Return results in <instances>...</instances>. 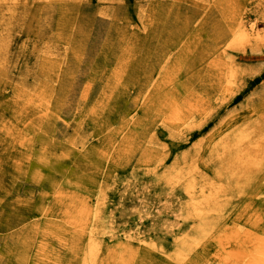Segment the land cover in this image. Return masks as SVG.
Instances as JSON below:
<instances>
[{
  "label": "bare ground",
  "instance_id": "1",
  "mask_svg": "<svg viewBox=\"0 0 264 264\" xmlns=\"http://www.w3.org/2000/svg\"><path fill=\"white\" fill-rule=\"evenodd\" d=\"M116 17L103 12L87 17L86 26L80 22L70 32L75 33L67 39L73 48L70 55L40 54L34 67L18 61L12 66L9 50H0V79L14 83L12 96L4 97L0 88V264H199L203 240L197 234L224 241L220 243L225 256L218 255L211 264H264V192L251 200L255 181L226 220L217 214L198 231L189 222L209 219L218 206L213 204L216 195L241 194L243 186L229 176L234 161H247L251 169L253 157L256 163L259 156L246 150L252 149L247 144L252 133L264 132L263 121L248 120L252 115L242 114L248 120L245 125H233L236 138L231 119L220 117L219 125L202 128L219 111L226 92H232L225 84L226 79L232 83L235 74L228 68L230 59L226 53L210 59V74L201 79L202 92H196L184 79L197 59L186 47V37L177 38V45H161L166 52L153 66L145 58L151 48L139 47L146 45L147 37ZM239 23L227 34L231 42L249 32L244 22ZM198 32L207 35L205 28L197 31L199 37ZM58 33V40L65 39L62 31ZM42 36H47V43L53 40L50 32ZM172 50L178 52L176 57ZM120 103L115 118L106 116V107ZM87 117L92 118L88 124L104 133L102 139L88 142L82 133ZM161 124L179 130L186 125L187 132L192 126L202 130L197 144L201 156L179 170L174 160V171L167 176L168 183L181 190L187 226L170 250L163 242L140 236V231L119 236L114 225L104 227L111 212L97 199L102 180L125 172L128 156L134 150L144 152L148 137ZM142 156L147 157L145 163L155 159L150 152ZM217 230L220 238L215 237ZM232 244L233 255L226 254Z\"/></svg>",
  "mask_w": 264,
  "mask_h": 264
},
{
  "label": "rangeland",
  "instance_id": "2",
  "mask_svg": "<svg viewBox=\"0 0 264 264\" xmlns=\"http://www.w3.org/2000/svg\"><path fill=\"white\" fill-rule=\"evenodd\" d=\"M101 12L107 14L108 18L116 15L117 19H121V24L132 23L133 29L140 32L139 35L147 37L146 45L139 47L151 48V52L147 54L149 57L145 58L146 63L153 66L166 52V46L160 49L161 45H177L174 43L177 38L186 37V47L190 51L192 49L197 59L186 69L188 75L184 79L189 81L188 85L197 88L196 92H202L201 79L210 74L207 73L210 59L219 58V53L227 54L226 58L230 59L228 68L235 74L230 77L232 83L226 79L225 84L232 92L229 95L226 92L219 111H214L202 128L210 129L225 119H231L229 125H232V130L235 131L233 138H236L238 132L233 125L239 127L248 120L264 122V0H0V50H9L12 66H16L15 61H18L21 65L30 63L34 67L39 55L47 52L53 53L54 57H62L66 52L70 55L73 48L67 39L75 35L70 33L73 32L72 29H77L80 22L86 26L87 17L96 14L101 16ZM239 22H244L249 32L243 39L231 42L227 34L230 27L232 30L238 29L241 26ZM203 28L207 30V35L205 32L203 37L198 32V37L197 31ZM59 31L63 32L62 35L65 34V39L58 40ZM86 31L85 28L82 32L83 39L86 38ZM45 32L53 35L52 41L47 43V36H42ZM173 53L172 56L176 57L178 52ZM208 54L211 55L210 58ZM71 61L75 59L72 58ZM31 76L28 79L29 86L34 84ZM0 80L6 81V84H0V88L5 90H2L1 95L12 96L11 88L14 83L6 79ZM121 104L109 110L106 107V116L115 118L121 112ZM103 111L98 114L101 116ZM242 114L245 117L252 116L244 120ZM220 117L221 121L218 120ZM91 120V117L86 118L87 122L82 130L89 143L102 139L104 135L99 133L98 126L88 124ZM70 124L75 126L73 121ZM262 124L264 128V123ZM201 132V129L194 126L187 132L186 125L180 130L166 128L163 124L157 125L155 135L148 137L145 151L137 150L136 153L134 150L128 156L131 160L126 171L121 172L117 179L102 180L100 197L97 194V199H102L103 206L107 205L111 212L108 217L105 215L107 219L104 220V227L114 225V231L119 236L136 235L140 231V236L143 235L149 241L155 240L156 243L163 242L168 249L173 246L176 238H182L187 230L182 215V193L174 183L169 184L167 176L169 177L170 171H174V160H177L176 169L179 170L188 167L195 157L201 156L203 151L198 154L201 149L198 151L197 145ZM247 140H250L247 144L252 147L246 148L247 152L258 153L261 160L257 156L255 163L254 156L251 169L247 161H234V171L229 176L232 175L234 181L243 186L239 187L242 193L216 195L213 201L215 206L218 205L216 212L209 219L195 217L190 220L193 230L198 228V231L199 225L206 223V220L207 223H213L211 219H215L217 214L223 220L232 216L241 205L242 197L247 194L245 191L254 188L250 187L252 181H255L256 188L252 189L251 200L259 192H264V132L256 131ZM244 144L246 145L245 142ZM147 152L156 159H153L152 164L144 162L147 157L142 154ZM20 184L25 186L24 181ZM220 206L224 208L219 209ZM196 236L200 241L203 240L201 250L197 253L198 259H201L199 264H211L218 255L225 256L220 243L224 242L222 239H201L198 234ZM215 237H221L219 230ZM226 250V254L233 255L235 244L228 246Z\"/></svg>",
  "mask_w": 264,
  "mask_h": 264
}]
</instances>
